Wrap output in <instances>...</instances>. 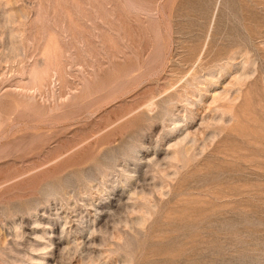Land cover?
<instances>
[{
	"label": "rangeland",
	"instance_id": "rangeland-1",
	"mask_svg": "<svg viewBox=\"0 0 264 264\" xmlns=\"http://www.w3.org/2000/svg\"><path fill=\"white\" fill-rule=\"evenodd\" d=\"M0 264H264V0H0Z\"/></svg>",
	"mask_w": 264,
	"mask_h": 264
}]
</instances>
